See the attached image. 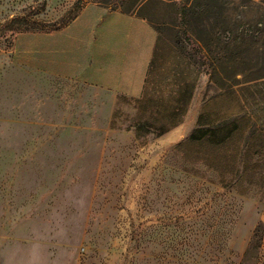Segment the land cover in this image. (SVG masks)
Masks as SVG:
<instances>
[{"label":"rangeland","instance_id":"374dc122","mask_svg":"<svg viewBox=\"0 0 264 264\" xmlns=\"http://www.w3.org/2000/svg\"><path fill=\"white\" fill-rule=\"evenodd\" d=\"M141 1L0 0V264H264V0L147 4L166 17L156 103L39 71L76 61L86 13ZM179 70L187 106L169 103ZM237 103L239 132L188 141L201 112L216 125Z\"/></svg>","mask_w":264,"mask_h":264},{"label":"crops","instance_id":"0c3cea01","mask_svg":"<svg viewBox=\"0 0 264 264\" xmlns=\"http://www.w3.org/2000/svg\"><path fill=\"white\" fill-rule=\"evenodd\" d=\"M151 1L142 0L131 13L106 12L97 8L89 11L83 22L92 28L86 36L81 33L77 36L76 61L72 60L67 67L55 63L53 68L45 67L39 71L60 81L101 90L109 94L112 103L120 97L133 99L136 103L142 95L158 39L147 19H166L163 15L142 11ZM155 2L168 7L165 0Z\"/></svg>","mask_w":264,"mask_h":264},{"label":"trees","instance_id":"16d2710c","mask_svg":"<svg viewBox=\"0 0 264 264\" xmlns=\"http://www.w3.org/2000/svg\"><path fill=\"white\" fill-rule=\"evenodd\" d=\"M199 1L200 0H192L190 5L186 6L185 9H190V10L194 9V11L201 10L204 7V5L202 3H199ZM134 8H132L131 10H124V11L121 10V12L131 13V12H133ZM147 22L151 25V27L158 34V39H157V45H158V43L160 41V37H159L160 24L158 21L153 20L151 18H148ZM166 25L171 26V24H166ZM157 45H156V47H157ZM156 47H155V51H154L153 57L151 59L148 71H147V76H146L145 83L143 86L142 95L139 99H137V102H136L139 105V107H142L143 104H145V103H147V104L156 103L155 101H157V99L163 100L165 98L163 96L164 92L162 90L161 83H163V80H169V79L164 78V79L160 80V82H158V83H156L154 81L152 82L151 81L152 79L150 80L151 74L153 72L152 70L154 69V67L156 65V56H155L157 53ZM184 65H185V67L189 66L188 62L185 63ZM174 76L175 77L170 79V81H171L170 84L172 87L170 88L171 89L170 95H168L169 103H185V105L187 106V103L189 101V96H190L189 84L186 82H184V83L181 82L182 77H183V71L179 70L178 73H176ZM160 88H161V90H160ZM158 96H159V98H158ZM243 104L244 103H237L238 110L232 117H228V118H230L229 121H222V120H224V119H222L221 122H218L216 125L213 124L214 122L212 123L210 121H206L205 116L207 114H206L205 110L203 112H201L200 115L198 116V119L196 122V129L190 134L188 141L194 142V141H199V140H201L207 136H211V138L216 136V137H218L217 143H223V141H225L233 133L239 132V130H240L239 126H240L241 119H244L245 113H247ZM182 106H183V104H182ZM182 109H183V107H182ZM249 113H250L249 114L250 116H251V114H253V115L255 114V112H252V113L249 112ZM255 118L257 121L253 122L250 126V128L252 129L251 135L252 136H254V135L255 136L256 135L262 136L263 132H264V116L262 118H260L259 115H257ZM250 120L251 119L248 118V121H250ZM168 121H169V123L166 121L165 123H160L159 126H157V128H156L157 136L164 134L165 132L169 131L170 129L174 128L176 125L179 124V121H173L172 118ZM228 126H232V127L229 128ZM236 157H237V162H238V168L236 169L235 173L237 175L239 172V169L244 167L245 160H244L243 155H241V154L236 155Z\"/></svg>","mask_w":264,"mask_h":264}]
</instances>
